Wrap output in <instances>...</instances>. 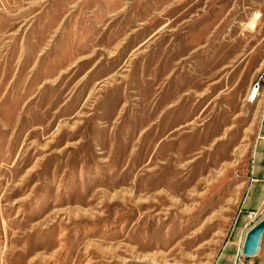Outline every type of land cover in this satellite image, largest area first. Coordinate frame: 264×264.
Instances as JSON below:
<instances>
[{"label":"rangeland","instance_id":"rangeland-1","mask_svg":"<svg viewBox=\"0 0 264 264\" xmlns=\"http://www.w3.org/2000/svg\"><path fill=\"white\" fill-rule=\"evenodd\" d=\"M263 72L264 0H0V264H264Z\"/></svg>","mask_w":264,"mask_h":264},{"label":"crops","instance_id":"crops-1","mask_svg":"<svg viewBox=\"0 0 264 264\" xmlns=\"http://www.w3.org/2000/svg\"><path fill=\"white\" fill-rule=\"evenodd\" d=\"M261 75L264 82V72ZM262 118L253 144L247 188L240 203V212L248 214L241 219L242 231L249 230L256 223L251 215L264 208V112Z\"/></svg>","mask_w":264,"mask_h":264},{"label":"water","instance_id":"water-1","mask_svg":"<svg viewBox=\"0 0 264 264\" xmlns=\"http://www.w3.org/2000/svg\"><path fill=\"white\" fill-rule=\"evenodd\" d=\"M264 233V217L256 222L245 234L241 252L245 257L255 256Z\"/></svg>","mask_w":264,"mask_h":264},{"label":"built area","instance_id":"built-area-1","mask_svg":"<svg viewBox=\"0 0 264 264\" xmlns=\"http://www.w3.org/2000/svg\"><path fill=\"white\" fill-rule=\"evenodd\" d=\"M260 98L264 99V94H262V77L261 76L258 77L256 80H254V82H252L250 89H249V93L247 95V101L255 102L259 100Z\"/></svg>","mask_w":264,"mask_h":264}]
</instances>
